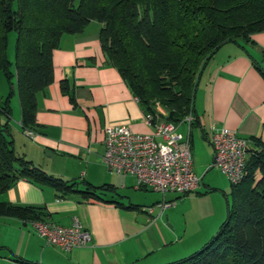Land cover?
Segmentation results:
<instances>
[{
	"label": "crops",
	"instance_id": "obj_1",
	"mask_svg": "<svg viewBox=\"0 0 264 264\" xmlns=\"http://www.w3.org/2000/svg\"><path fill=\"white\" fill-rule=\"evenodd\" d=\"M101 25L92 19L82 31L62 34L52 50L53 79L37 94L35 128L22 129L19 116L11 123L14 148L36 165L67 179L112 183L116 191H106L103 198L78 193L60 197L49 185L26 177L16 179L0 193V199L39 206L47 220L61 225L72 224L76 217L91 239L85 246L65 250L46 244L29 222L0 215V264H15L13 255L44 264H160L199 248L218 227L221 209L205 217L204 225L187 218L190 210L186 208L180 218L175 206L156 205L160 199L148 193L151 188H136L132 175L110 171L104 164V125L123 123L141 133L151 132L153 125L118 69L107 62L99 39ZM63 79L67 92L61 88ZM17 101L11 100L12 106L17 107ZM194 108L198 136L210 145L209 150L197 151L201 163L213 160L212 127L224 126L239 136L264 141V30L253 32L248 40L227 41L218 47L198 78ZM127 186L145 192L136 193L137 199L132 200L118 190ZM130 203L137 206H126Z\"/></svg>",
	"mask_w": 264,
	"mask_h": 264
},
{
	"label": "trees",
	"instance_id": "obj_2",
	"mask_svg": "<svg viewBox=\"0 0 264 264\" xmlns=\"http://www.w3.org/2000/svg\"><path fill=\"white\" fill-rule=\"evenodd\" d=\"M92 19L102 24L99 39L107 62L153 123L180 122L191 114L196 125L194 96L203 66L224 42L248 40L264 30V0H0V72L10 85L0 100V193L20 177L51 186L60 197L103 198L106 191H116L112 183L94 185L49 173L14 148L13 96L20 107L19 126L33 130L37 94L53 79L52 50L63 33L80 32ZM10 30L16 31L13 61L7 52ZM61 88L69 91L65 79ZM250 138L243 177L230 182L226 217L199 248L160 264H264V141ZM0 215L47 220L39 206L2 199ZM13 259L44 264L21 255Z\"/></svg>",
	"mask_w": 264,
	"mask_h": 264
},
{
	"label": "built area",
	"instance_id": "obj_3",
	"mask_svg": "<svg viewBox=\"0 0 264 264\" xmlns=\"http://www.w3.org/2000/svg\"><path fill=\"white\" fill-rule=\"evenodd\" d=\"M156 108L165 113L158 102ZM144 116L153 125L151 132H135L123 123L103 126L102 160L110 171L132 175L136 188L150 187L160 191L163 198L157 204L163 208L170 203L168 201L173 202L166 200V192L186 194L201 183L202 177L193 168L191 152L193 116L187 114L180 122L159 120L154 123L151 113L144 112ZM209 141L213 147L211 165L217 166L230 182L240 181L251 138L239 136L235 130L222 126L212 127ZM24 222H29L46 244L65 250L85 246L91 239L90 231L76 217L70 225L40 219Z\"/></svg>",
	"mask_w": 264,
	"mask_h": 264
},
{
	"label": "rangeland",
	"instance_id": "obj_4",
	"mask_svg": "<svg viewBox=\"0 0 264 264\" xmlns=\"http://www.w3.org/2000/svg\"><path fill=\"white\" fill-rule=\"evenodd\" d=\"M15 38H16V31L10 30L8 32L7 52H8V56L11 61H13V58H14ZM9 88H10L9 82L6 80L4 75L0 72V100H2L6 96ZM13 100L17 101L16 95L13 96L12 101ZM12 107L13 108H12L11 120L13 122L14 121L16 122L18 120V116L20 112L19 103L17 107L16 106H12ZM191 130H192V134L194 138L193 139L194 146L192 148L194 171L198 175L203 177L204 184L201 183L199 188H197V190H199L200 193H197L196 191H191L186 195H181L179 197L174 198V196L177 195V193L171 192V191L166 192L165 194L166 200L168 201L170 199V200H173V202L168 201L170 203L165 205V207L172 206V205L173 207L175 206L176 210L179 211L177 213L179 214L180 218L184 216L182 211L184 210V208H186L190 210V212L187 213V218H190V219L196 218L197 222L200 223L201 225L206 224L203 220L205 217L210 218L211 216H213L214 210L218 212L219 209H221V218L220 220H218L219 221L218 225H219L220 222L226 217V214H227L226 198H228L229 202H231L230 181L227 178V176L217 166L211 165V159L205 161V163L204 162L201 163L200 160L196 159L198 156L197 151L201 152V151H204L205 149L206 150L208 148L210 149L209 147L210 145L208 142L205 141V139L201 137V135L198 136V127L192 125ZM203 143L205 144V148L203 147L202 149ZM206 154L203 157V159L207 157ZM205 183H208V184H205ZM216 187L218 188L214 189ZM118 190L123 195H129L132 198V200L137 199V197L135 196L136 193L145 192V191H141L140 189H133L131 186H127L126 188H119ZM148 193H151L152 195L157 196V199H160V200L162 199V193L160 191L148 189ZM191 195L197 196V197L190 198ZM156 205H158L157 202H156ZM198 213L201 214V217L199 218H198L199 216ZM215 231L216 230H214L212 234ZM212 234H209V235H212Z\"/></svg>",
	"mask_w": 264,
	"mask_h": 264
}]
</instances>
